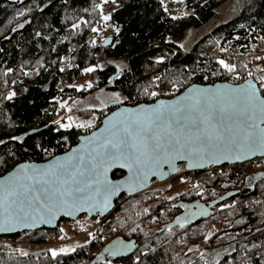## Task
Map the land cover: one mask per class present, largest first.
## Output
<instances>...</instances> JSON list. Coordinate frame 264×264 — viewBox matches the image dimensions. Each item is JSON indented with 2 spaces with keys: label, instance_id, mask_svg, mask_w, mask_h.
<instances>
[{
  "label": "trees",
  "instance_id": "1",
  "mask_svg": "<svg viewBox=\"0 0 264 264\" xmlns=\"http://www.w3.org/2000/svg\"><path fill=\"white\" fill-rule=\"evenodd\" d=\"M111 1L108 19L102 21L95 8L100 0H0V176L21 162L59 155L91 131L53 123L58 100L87 93L71 87L83 68H94L90 76L96 88L121 95L96 120L97 128L107 113L137 98L159 73L187 85L223 82L226 72L217 53L245 54L264 43V0H242L234 16L177 54L184 31L203 26L228 0H185L184 17H176L174 7L167 12V0ZM106 28L110 33L101 37ZM106 38L111 43L103 47ZM99 54L107 62H125L126 69L118 74L111 63L98 68ZM67 55L70 67L64 64ZM179 169L185 172L183 165ZM121 175L117 171L112 178ZM185 176H190L188 195L170 201L152 188L122 196L95 236L70 253L53 257L50 252L58 242V226L0 237L5 241L0 243V264H264V159L249 167L184 174L172 182L183 184ZM229 202L228 212L221 209ZM204 204L213 205L208 217ZM190 205L193 210L183 211ZM192 212L197 214L190 218ZM110 232L125 242L133 240L134 252L101 255L116 239L102 241Z\"/></svg>",
  "mask_w": 264,
  "mask_h": 264
},
{
  "label": "snow or ice",
  "instance_id": "2",
  "mask_svg": "<svg viewBox=\"0 0 264 264\" xmlns=\"http://www.w3.org/2000/svg\"><path fill=\"white\" fill-rule=\"evenodd\" d=\"M218 63L228 72L234 71L223 60ZM262 125L264 94L251 84L227 91H220L219 86L216 91L194 88L172 102L157 101L149 108L113 113L103 128L85 137L80 147L65 157L44 166L21 164L14 174L0 181V231L27 226L37 216L42 221L51 220L61 210L70 215V210L85 203L93 202L94 206L100 196L107 205L120 183L130 188L141 185L146 170L163 163L171 165L175 159L201 166V161L215 160L219 155L227 158L233 150L239 154L264 150ZM71 126L61 124L62 128ZM92 126L91 120L76 125L85 129ZM112 168H127L128 179L109 180L107 173ZM50 251L53 257L57 255ZM108 251L119 254L120 249L114 245Z\"/></svg>",
  "mask_w": 264,
  "mask_h": 264
},
{
  "label": "rangeland",
  "instance_id": "3",
  "mask_svg": "<svg viewBox=\"0 0 264 264\" xmlns=\"http://www.w3.org/2000/svg\"><path fill=\"white\" fill-rule=\"evenodd\" d=\"M184 1L185 0H167L165 3V9L167 12L171 13V9L172 7H174L175 9H177V13L174 15L176 17H182V16L184 17L187 14L182 6V3H184ZM111 3H112L111 0H100V3L95 5L96 10L99 11L98 18L102 19V16L108 17V13L112 10ZM242 4H243L242 0H228L222 3L221 5H219L215 9L214 15L211 17V19L203 26L197 29L189 28L186 31H184L182 37L177 41L178 47L183 51L192 47L200 38L211 32L220 23L226 22L232 16H234ZM102 21H104V19H102ZM95 22L96 21H94L93 24H95ZM108 33H110V31H108L106 28L105 31L101 33V37L105 35L107 36ZM94 43H96V40H94ZM64 59H65L64 64L65 63L68 64V66L66 67H70L71 59L69 58V55H67ZM263 60L264 57L262 61ZM105 63H111L115 68H117L116 72H118V74L126 69L125 62L123 61L107 62L106 60L103 59V56L99 54L97 67L102 68L104 67ZM85 69H92V71H85ZM93 70H94L93 67L83 68L81 77H79L78 80H76L74 83L71 84V87H73L76 91H86L87 93L84 96L82 97L75 96L72 98H65L63 100L57 101V112L53 121L54 124H57L61 127V124L71 123L72 128H76L80 130L82 133H85L88 130L89 131L94 130L95 126H97L96 120L97 119L99 120L100 116L103 115L105 108L113 104H117L118 102L121 101V95H119L117 92H113V90L110 92H106L104 90H100L96 88L95 85L96 79L93 80L94 78L91 77L93 76L91 75L92 74L91 72H93ZM259 76L262 80V78H264V73L259 72ZM114 80L115 79L111 81V84L114 82ZM89 85L91 86L89 87ZM90 120L93 121V126L91 128L85 129V128L76 127L77 124L86 123ZM69 128H63V129H69ZM184 174L190 175V173L181 172V170L179 169V173L176 177H179ZM176 177L168 179L166 181L153 183L152 191L160 190L161 192H163L164 195L163 197H165V199L168 201H170V199L174 195L175 196L179 194L188 195L189 193L188 188H190V186H188L186 183L189 180L190 176H185V178L183 179L184 180L183 184H178V182H172V180L175 179ZM198 188H201V185H199ZM165 192H167V194H165ZM192 192L197 193L200 192V190H195ZM123 200L124 199H122L121 201ZM232 204L233 202L226 203L221 206V209L225 208L227 209L226 212H228ZM195 214H197V212L192 213L190 218L194 217ZM58 227L60 230L58 242L53 244L50 247V250H55L57 253H60L61 249H65L66 253H70L75 249V247H79L87 244L89 238L80 236L78 234L79 227L74 222H65L62 220L58 223ZM205 247L209 248V246H205ZM213 248L214 247L212 246L211 249Z\"/></svg>",
  "mask_w": 264,
  "mask_h": 264
},
{
  "label": "water",
  "instance_id": "4",
  "mask_svg": "<svg viewBox=\"0 0 264 264\" xmlns=\"http://www.w3.org/2000/svg\"><path fill=\"white\" fill-rule=\"evenodd\" d=\"M110 43H111V38H106L103 41L102 46L106 47ZM246 84L253 85L254 89L258 93H260L257 85L251 79H247L239 84H231V83L223 81V82H215L213 84H207V85L191 84L173 98L156 100L155 102L150 103V104L141 103L135 106L118 105L115 109L110 111L107 115H105L101 119L100 124L97 128H95L94 130H91L90 132L86 134L79 135L76 139V143L73 146H71L67 151L59 155H55L51 157L50 159L44 162H40V163L29 162V161L21 162L15 165L12 169H10L4 175L0 176V181H3L4 178L8 177L10 174H14L18 166L21 164L44 166V165H47L49 162L53 161L55 158L65 157L67 154L71 152L73 148L80 147L85 137L91 136L93 132H98L101 128H103L105 125L106 119L111 118L113 116V113H120L124 109H133V108L138 109L140 107L149 108V107L154 106L157 103V101H164L166 103L172 102L182 95H188L189 90L194 89V88L195 89L210 88L216 91L217 86H219L220 91H227L229 89L236 88L238 86H244ZM225 122H227V117H225ZM36 132L33 131V132H30L29 134H34ZM238 155H239V158H237ZM261 159H264V150H259V149L256 150L255 152L244 153V154H239L235 150H233L231 153L228 154L227 158H225L224 155H219V157L215 160L210 161L206 159V160L201 161L200 162L201 166H198L197 164H194V163L190 165L187 159H175L171 165L168 163H163L161 166H159L158 168H155L154 170H146L147 176L144 179L143 184L141 185H138L134 188H130L127 183H120L119 188L109 196L107 205H105L103 202V196H100L97 198L98 202H95L94 206H93V202L85 203L76 210H70L71 211L70 215L65 214V212L61 210L57 212L55 217L52 218L51 220L42 221L40 217L37 216L34 220L30 219L27 223V226L18 225L12 229H9L6 231H0V237L17 235L23 232H34V231L43 230V229L55 230L58 226V223L61 220H65L66 222H73L76 220V218H78L79 216H83V215H85L87 218H95V217L107 218L116 209V207L118 206L117 201L120 200L122 196H124V199H127L129 197H134L136 195H139L141 193H144L150 190L152 188L153 183L166 181L168 179L176 177L179 173L180 165L184 166L185 173H193V172H204V171L211 170V169L215 170L223 166L241 165L249 161L261 160ZM117 171L121 172L122 175L119 178L113 179L112 174ZM153 171L155 172V174H153ZM107 177L109 180L113 181L114 183L123 182L128 179L129 172L127 168H112L108 171ZM117 241H119L120 243H117ZM114 245L117 249H120V250L122 247L124 246L126 247L127 245H131V247H126L127 251L124 253L110 254L108 250L113 249ZM135 248H136V245L133 240L125 242L119 238H116L112 240L111 242H109L107 245H105V247L101 251V255H104L110 258L128 256L134 252Z\"/></svg>",
  "mask_w": 264,
  "mask_h": 264
},
{
  "label": "built area",
  "instance_id": "5",
  "mask_svg": "<svg viewBox=\"0 0 264 264\" xmlns=\"http://www.w3.org/2000/svg\"><path fill=\"white\" fill-rule=\"evenodd\" d=\"M183 50H174V54L182 53ZM185 51V50H184ZM186 52V51H185ZM206 53H200V57L204 58ZM264 57V43H259L258 47L248 53H231L221 51L217 53V60H223L226 64L232 66L234 71L228 72L225 68L219 66L223 71L226 72V76L224 82H228L231 84H239L247 79H251L258 87V90L261 94H264V81L261 80L259 76L258 65L261 63ZM239 64L241 68L238 67ZM241 69V70H240ZM166 73H159L156 77H154L147 85V87L138 94L137 98L129 101L126 106H135L140 103L150 104L160 99H170L178 95L189 85L186 82L176 81L171 77H167ZM155 92L156 95L152 96V93ZM262 160V159H261ZM259 160H253L246 162L241 165L234 166H223L224 168L219 169H227L234 167L246 166L256 163ZM218 169V170H219ZM212 170V169H211ZM210 171V170H207ZM122 199L118 200V205L122 202ZM105 218L95 217V218H87L85 215L79 216L73 221L78 227V234L84 237H93L95 236L97 230L99 229L102 222ZM115 237L114 232H110L106 234L102 241H109ZM5 241L0 240V243H4ZM65 243V242H63Z\"/></svg>",
  "mask_w": 264,
  "mask_h": 264
},
{
  "label": "flooded vegetation",
  "instance_id": "6",
  "mask_svg": "<svg viewBox=\"0 0 264 264\" xmlns=\"http://www.w3.org/2000/svg\"><path fill=\"white\" fill-rule=\"evenodd\" d=\"M212 206L213 205H209V204H204L203 205V215L205 216V217H208V216H210L211 214H212V212H213V208H212ZM192 208V206L190 205V206H185L184 208H183V211H186V210H190ZM191 210H193V208L191 209ZM193 213V212H192ZM165 216V215H164ZM116 238V237H115ZM127 251V249H126V247L124 246V247H122L121 248V250H120V252H119V254L120 253H124V252H126ZM212 255V254H211ZM212 256H207L206 257V259H209V258H211ZM108 258H110V257H108Z\"/></svg>",
  "mask_w": 264,
  "mask_h": 264
},
{
  "label": "crops",
  "instance_id": "7",
  "mask_svg": "<svg viewBox=\"0 0 264 264\" xmlns=\"http://www.w3.org/2000/svg\"><path fill=\"white\" fill-rule=\"evenodd\" d=\"M257 68H258L259 72L264 73V60L258 65Z\"/></svg>",
  "mask_w": 264,
  "mask_h": 264
},
{
  "label": "bare ground",
  "instance_id": "8",
  "mask_svg": "<svg viewBox=\"0 0 264 264\" xmlns=\"http://www.w3.org/2000/svg\"><path fill=\"white\" fill-rule=\"evenodd\" d=\"M140 104H141V103H140ZM107 114H108V113H107ZM107 114H106V115H107Z\"/></svg>",
  "mask_w": 264,
  "mask_h": 264
}]
</instances>
